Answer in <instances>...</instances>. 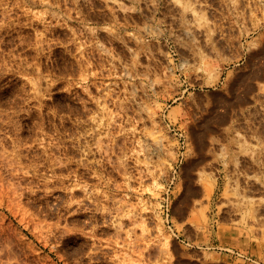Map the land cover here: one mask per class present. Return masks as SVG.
Masks as SVG:
<instances>
[{"label": "rangeland", "instance_id": "374dc122", "mask_svg": "<svg viewBox=\"0 0 264 264\" xmlns=\"http://www.w3.org/2000/svg\"><path fill=\"white\" fill-rule=\"evenodd\" d=\"M0 264H264V0H0Z\"/></svg>", "mask_w": 264, "mask_h": 264}, {"label": "bare ground", "instance_id": "6f19581e", "mask_svg": "<svg viewBox=\"0 0 264 264\" xmlns=\"http://www.w3.org/2000/svg\"><path fill=\"white\" fill-rule=\"evenodd\" d=\"M238 18H239V16H238ZM239 19H240V18H239ZM256 25H257V24H256ZM257 26H258V25H257ZM248 32H249V31H248ZM248 32H247V33H248ZM248 34H249V33H248ZM205 64H206V66H207L209 63L207 62V63H205ZM203 67H204L203 64H201L199 68H203Z\"/></svg>", "mask_w": 264, "mask_h": 264}]
</instances>
